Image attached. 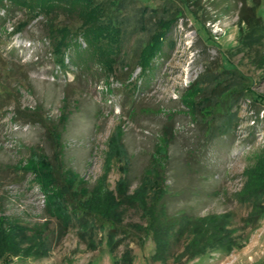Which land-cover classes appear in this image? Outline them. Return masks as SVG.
Returning a JSON list of instances; mask_svg holds the SVG:
<instances>
[{"label": "rangeland", "instance_id": "obj_1", "mask_svg": "<svg viewBox=\"0 0 264 264\" xmlns=\"http://www.w3.org/2000/svg\"><path fill=\"white\" fill-rule=\"evenodd\" d=\"M119 1L130 68L110 77L60 66L41 17L12 32L22 12L0 9V223L13 226L0 264H264V40L237 49L240 0ZM256 12L264 20V0ZM159 17L170 30L143 79L136 54ZM225 68L219 86L200 84ZM227 85L240 93L234 122L210 138L191 110L214 109ZM61 113L57 148L48 127Z\"/></svg>", "mask_w": 264, "mask_h": 264}, {"label": "trees", "instance_id": "obj_2", "mask_svg": "<svg viewBox=\"0 0 264 264\" xmlns=\"http://www.w3.org/2000/svg\"><path fill=\"white\" fill-rule=\"evenodd\" d=\"M240 1L243 2V6L239 13V23L244 24V30L239 35L237 49L249 50L262 44L264 40V20L256 12L259 0H253L254 4L251 6H246L245 0ZM119 2V0L116 3L108 0H0V9H4L5 17L13 10L22 12V20L19 22L21 26L13 27L12 32L21 30L31 21L41 17L42 37L48 40L54 59L60 66L64 68L67 66L65 62L67 56L73 65H80L79 67L89 69L91 64H95L104 76L110 77L116 75V65L119 63L126 69L130 68V63L122 60L124 49L122 34L124 28L122 26L123 21L118 18L122 10V7L118 4ZM8 7L10 8L8 9ZM145 14H147V9L143 8L141 16ZM5 17L1 16L0 19H5ZM154 24L155 29L136 54V65L140 68V76L142 75L140 78L143 79H147L148 74L153 70L155 59L163 53L171 19L159 17L154 21ZM80 39L85 46H82ZM67 51H71V54H66ZM83 52L88 56V61H85L81 56ZM222 72L229 74L232 71L229 68L212 72H206L205 70L202 77L199 78L200 84L214 81L215 85L219 86L221 83L218 82L217 75ZM131 73L132 70H129V77ZM223 81L226 82V79ZM228 88L231 87L227 85V87L222 86L221 88L218 87L217 90L215 89L214 109L207 105V103L211 104L208 100H198L195 108L191 110L193 118L196 116V112L199 111L201 116L204 112L206 118L203 121V132H209L210 138L226 134L234 122L235 112L230 111L229 100L232 99L233 102L236 99L235 96L240 93L235 94L233 91H230V94L224 93L223 91ZM133 89H138L136 83H134ZM201 95H204L203 89ZM216 107L221 109L216 110ZM26 115L33 117L42 124L46 122L45 118L38 112H29ZM67 118L66 113H61L57 117V121L48 127L50 137L57 148L61 138L60 125ZM215 119L218 120V123L213 122ZM43 158L47 166L48 176L54 182L59 181L61 183L62 180L59 179V176L62 175L63 169L61 168L58 172V169L55 168L48 157L44 156ZM61 185L63 184L56 183L55 186L60 189L65 187ZM12 228L11 225L6 228L0 223V246L3 255H6L5 258L11 255L12 252V248H9L6 244L7 241H5L9 239L11 232H13ZM62 233V228L59 226V235L55 236V233H52V237L58 240ZM48 241H50V238L44 242L47 243Z\"/></svg>", "mask_w": 264, "mask_h": 264}]
</instances>
